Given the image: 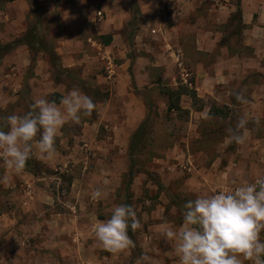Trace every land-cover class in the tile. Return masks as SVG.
<instances>
[{
	"label": "rangeland",
	"instance_id": "rangeland-1",
	"mask_svg": "<svg viewBox=\"0 0 264 264\" xmlns=\"http://www.w3.org/2000/svg\"><path fill=\"white\" fill-rule=\"evenodd\" d=\"M22 1L19 4L0 0V45L19 39L33 29L37 36L43 37L47 49L52 50L70 34V25L82 26L81 39L88 43V37L97 36L89 30L94 23L89 19H94L98 11L104 16L105 21L99 23L102 27L112 21L123 22L125 26L120 32H113L118 42L113 44L118 66L115 77L118 81L114 82L117 91L113 96H110V80L97 78L98 74L107 75L108 70L104 60L93 50L87 51L95 57L89 63L87 80L79 79L83 71L80 66L68 71L53 65L48 68L56 80L90 96L95 108L79 122L69 121L64 125V135L56 138V156L50 166L38 165L36 177L15 175L5 169L0 160V175L6 172L9 175V182L0 184V264H137L142 253L152 257L153 264H178L173 243L154 226L164 220L171 222L174 228L182 226L186 201L264 176L261 146L253 150L257 157H248L246 152L252 145H237L226 139L225 129L234 127L239 119L247 121L246 127H253L259 121L241 116L246 107H226L224 102L229 98L223 87L216 88L219 101L212 96H197L198 100H193L184 94L180 103L185 112L167 110L169 90L184 87L194 91L184 79L193 84L196 61L208 57L195 49L192 24L201 18L202 25L209 26L210 15L204 13V17H199L193 12L184 17L178 14L183 0H162L165 7L158 16H144L136 7L128 17H124L125 6L121 2L119 7L112 4L115 6L112 9L107 7V0ZM229 1L234 5L238 3V0ZM91 4L94 5L92 11ZM235 13L229 22L217 25L224 33V41L234 49H241L242 25ZM153 29L157 32H152ZM242 53L248 54L247 51ZM46 54L45 58L51 62L50 51ZM15 55L13 51L3 54L1 72L17 71L18 68L13 70L18 66L14 62ZM35 67L21 70L30 76ZM232 85L241 87L239 81ZM23 90L19 97L14 90H10L8 96L0 94V127H5L8 115H22L29 110L33 100L28 87ZM248 91L243 95L249 100ZM110 98L109 111L103 115L107 120L102 122L99 133L91 136L83 123L94 120L96 112ZM98 103L104 105L97 109ZM148 103L153 104L157 113L152 115L147 140L134 156L136 173L130 179V139L148 115ZM213 103L224 110L225 116L207 114L206 106ZM61 139L64 140L60 142ZM224 170L227 175L221 172ZM97 187L102 188L104 195L100 200H93L91 193ZM34 200L41 209L36 205V209L25 214L26 204ZM121 203L134 207L141 227L134 232L129 229L133 247L113 254L96 242L94 225L107 219L111 207ZM69 205H75L73 211ZM42 211L48 218L57 212L72 213L77 218L63 220L68 232L55 234L52 230L60 223L57 220L32 222L35 216L36 220L43 217H39ZM13 214L19 218L9 219Z\"/></svg>",
	"mask_w": 264,
	"mask_h": 264
},
{
	"label": "crops",
	"instance_id": "crops-1",
	"mask_svg": "<svg viewBox=\"0 0 264 264\" xmlns=\"http://www.w3.org/2000/svg\"><path fill=\"white\" fill-rule=\"evenodd\" d=\"M95 1L97 2L98 0H94V2ZM135 1L141 14L144 16H158V14H162V9L165 7V4H162V0ZM239 1L242 9V24L244 25L242 26L243 39L241 42V49H234L230 46L229 42H225L224 33L220 32V25H217L229 22L232 14L237 11V4L234 5L229 0H223L222 2L221 0H183V5L178 11H176L184 17L191 13L193 14V12L198 13L199 17H204V13L210 15L209 18L211 19V25L204 27L200 20L201 18L192 24V32H194L193 44L195 49L197 52H201L198 54H207L206 56L208 58H200L196 61L194 67V83H191L190 87H194V91L198 97L204 98L212 96L216 101L220 100L216 97V88L223 87L229 98L224 102L226 106L230 108L246 107L245 111L241 113V116L245 115L248 116V119L259 121V123L255 124L253 127H246L247 131L244 132L246 138L245 143L252 145L249 149L250 151L246 153L248 154V157H257V153L253 150H255V148L258 149L259 146H261V152H263L264 155V0ZM17 2L21 4L24 1L15 0L7 3ZM120 2L125 6L124 17L130 16V14H132V0H107V7L114 9L115 6H112V4H116V7H119L121 4ZM209 3L210 5H208ZM93 6L94 5L91 4L90 11H92L91 9ZM99 12L102 11H98L94 19H89L90 22H92V20L94 21L91 26H89V22L86 23L89 26L91 33L93 32L94 36L97 35L95 36L96 38L90 36L87 40L88 43H85L80 35L82 34V26L77 28L70 25L68 27L70 34L66 36L64 41L60 42L59 45L54 48V52L58 56V62L61 68L66 70H71L73 67L77 66L83 68L82 76L79 78L80 80L88 79L87 74H89L88 69H90L89 63L95 60V57L89 55L87 51L93 50L97 52V54L101 56V59L104 60V62H102L105 63L108 70L107 75L103 76L102 74H98L97 78H102L103 81L110 80L109 82L112 83V92L110 93V96H113L117 91L114 82L118 81L117 78L115 79L118 66L115 63L116 56L113 50V44L115 42L118 44V42L116 41V35L113 32H120L124 29L125 24L123 22L120 23V21L109 22V20H107L109 22L108 25L106 24L102 27L99 23L104 22L105 20L104 16L102 19H99ZM78 17L80 16L78 15ZM100 28H103V31H101ZM152 32H157V30L153 29ZM103 35L112 36L113 40L111 44H103L100 39ZM11 51L16 52L14 62L18 65L17 67H14L13 70H15V68L18 69L17 71H13L14 73H3L1 72L3 71V67L0 66V94L8 96L10 95V90H14L15 94L19 97V95L24 92L23 88L26 89V87H28V91H30L29 96L32 98L31 100H34L33 97L36 96H44L50 100V97L53 94L56 93L63 96L70 89L64 84V82L56 80L52 73H49L48 68H50L52 64L50 60L45 58L47 55L46 52L37 53L36 62L33 66H36V69H34L32 75L26 76L25 70L22 71L21 69L28 68V66L33 68L31 66V53L28 46L19 45ZM241 51H247L248 54L244 55ZM85 63H88V65L84 66ZM245 80L248 81L243 84L242 81ZM235 81H239L241 87H234L232 83ZM247 89L249 90L248 92L250 96L249 104L243 105L237 101L235 102L233 93L240 92L244 94ZM111 100L112 98L108 100L104 107H100V110L96 112V118L94 120L85 121L83 123L85 128H89L91 136L97 135L100 131L102 122L107 120L103 115L104 112L109 111L111 105L109 102ZM97 105L96 108L98 109L99 106L104 104L101 105L98 103ZM206 110L207 114L210 116V106H206ZM64 131L65 127L63 126L57 136H63ZM63 140L64 139H61L60 142ZM245 143L242 145H245ZM32 157L45 166H50V163L52 162V159H41L38 152H34ZM221 172L226 175L228 174L225 170ZM16 174L17 173H15V175ZM21 174L26 175V177H36V175L28 170H22L19 175ZM38 203L39 202H35V200L32 203L28 202L25 206L27 208L23 209V212L25 214L29 213L30 209H36V205L41 209V206ZM69 208L73 211L75 205H69ZM8 214L9 213L6 215L9 216ZM12 216L15 219L17 217L16 214H13L9 219L13 218ZM40 216L43 217L38 220H36V216L33 217L32 222H47L52 218V222H54V220L60 222L57 228L52 230L55 234L63 233L64 231L68 232V225L65 224L63 220L71 221V219L77 218L76 215L67 212H57L51 218H48L42 211L39 217ZM55 237L57 236H54V238Z\"/></svg>",
	"mask_w": 264,
	"mask_h": 264
},
{
	"label": "clouds",
	"instance_id": "clouds-1",
	"mask_svg": "<svg viewBox=\"0 0 264 264\" xmlns=\"http://www.w3.org/2000/svg\"><path fill=\"white\" fill-rule=\"evenodd\" d=\"M243 105L249 100L240 92L233 93ZM95 108L93 99L78 88L64 94L59 103L44 96L34 98L29 110L22 115L6 117L0 127V160L3 167L14 173L25 169L27 161L38 152L41 159L56 156V138L69 121L79 122ZM247 121L239 119L234 127L225 129L230 143H245ZM9 182L7 172L0 175V184ZM102 188L91 193L93 200L103 198ZM141 227L137 212L128 204H116L110 215L94 225L98 245L113 254L134 246L128 232ZM156 231L174 245L178 264H264V176L254 182L241 183L214 194L199 195L183 205L182 226L173 227L164 220ZM137 264H153L142 253Z\"/></svg>",
	"mask_w": 264,
	"mask_h": 264
},
{
	"label": "trees",
	"instance_id": "trees-1",
	"mask_svg": "<svg viewBox=\"0 0 264 264\" xmlns=\"http://www.w3.org/2000/svg\"><path fill=\"white\" fill-rule=\"evenodd\" d=\"M2 1L13 2L15 0H2ZM136 7H137L136 1L132 0V9H135ZM235 16H238L239 23L242 26H244L242 24V9H241V3L239 0L237 3V11L235 13ZM100 39L102 40L103 44H105V45L111 44V42L113 40L111 35H103L100 37ZM45 43L46 42L44 41L43 37L37 36V33L35 30L29 29L21 38L15 39L14 41H12L8 44H1L0 45V58L3 57V54L5 55V54L9 53L11 50H13L16 46L26 45V46H28L30 53H31V66L32 67L34 66V64L36 62L37 53L50 51L52 65L55 68H57V67H58V69L61 68L59 66L58 56L54 52V49H52V50L47 49V46ZM62 70H60V71H62ZM63 71H68V70L64 69ZM184 94L189 95L193 100H198L196 92L195 91H189V90H187V88L180 87V89H177V90H169L167 93V95H168V103H167L168 112L183 113L186 111L185 109H183V107L181 106V103H180L181 97ZM61 97H62V95L55 93L50 97V100H55L57 103H59V100ZM226 107H228V106H226ZM148 108H149L148 115L140 123V125L138 126V128L133 133V135L131 136V139H130V144H129V148H128L129 155H130V166H129L128 174H129L130 179H132L136 173L135 168H134L135 164H136V160H135L134 156L139 151L138 149H140L141 144L145 143V141L147 140L148 128H149V124H150L151 119H152V115L157 113L156 111L153 110V104L152 103H148ZM209 114L210 115L214 114V115L220 116V117L225 116L224 110L219 108L218 106H216V103H213L210 106ZM39 164H41V163L36 161L33 157H31L26 163V167H28L27 170L30 171L31 173H33L34 175H36L37 174L36 173L37 168H38ZM29 166H33V167H29ZM129 186H130V184H129ZM129 186H128V189H129Z\"/></svg>",
	"mask_w": 264,
	"mask_h": 264
},
{
	"label": "built area",
	"instance_id": "built-area-1",
	"mask_svg": "<svg viewBox=\"0 0 264 264\" xmlns=\"http://www.w3.org/2000/svg\"><path fill=\"white\" fill-rule=\"evenodd\" d=\"M98 17H99V19H102L103 13L102 12H99L98 13ZM186 76H188V75H186ZM183 79H184V77H183ZM184 80L186 81L187 84H189V85L191 84L187 79H184Z\"/></svg>",
	"mask_w": 264,
	"mask_h": 264
}]
</instances>
